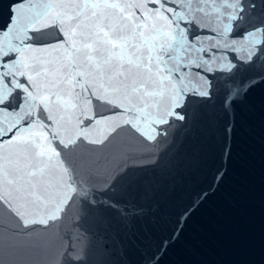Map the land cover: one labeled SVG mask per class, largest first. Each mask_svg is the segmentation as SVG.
Segmentation results:
<instances>
[{
	"label": "snow or ice",
	"instance_id": "obj_1",
	"mask_svg": "<svg viewBox=\"0 0 264 264\" xmlns=\"http://www.w3.org/2000/svg\"><path fill=\"white\" fill-rule=\"evenodd\" d=\"M52 2L16 0L0 26L19 41L0 50V227L38 264H166L264 92V0H74L79 60L61 13L39 19ZM108 48L131 59L91 64ZM209 133L219 166L185 202Z\"/></svg>",
	"mask_w": 264,
	"mask_h": 264
},
{
	"label": "water",
	"instance_id": "obj_2",
	"mask_svg": "<svg viewBox=\"0 0 264 264\" xmlns=\"http://www.w3.org/2000/svg\"><path fill=\"white\" fill-rule=\"evenodd\" d=\"M12 2L16 0H3L0 4V26L7 21L10 15L8 7ZM78 7L81 12L84 11L83 6L75 4L74 0H53L44 10V15L39 18L43 24H46L55 19L56 13H61L59 19L64 22L65 30L69 32L70 54L77 60L81 57L72 53V50L78 53L82 49L80 41L83 40L84 44L89 42L83 30L75 35L71 33V29L76 25L71 20L70 13L76 11ZM18 14L23 19L26 15L25 9L18 8ZM80 19L83 20L84 17L81 15ZM164 19L161 16L158 22ZM18 46L15 30L0 34V50H10ZM28 55L38 59L44 54L30 52ZM113 57L131 59L122 51L116 52L108 48L107 56L101 57L99 62L91 61V64L94 66L98 64L103 70L106 62ZM41 102L47 104L48 97H43ZM262 102H264V92H258L252 102L255 108L242 109L241 126L236 139L237 154L228 164V174L223 186L193 216L183 240L169 254L166 264H264ZM50 106L56 107L55 104ZM218 141V133L215 135L209 133L206 140L205 163L199 168H193L179 189V195L185 202L201 188L207 187L211 173L219 166ZM11 223L6 214L0 211V225ZM23 243L22 239L11 238V234L0 227V264H30V262L38 264L36 257L25 255L20 247H13Z\"/></svg>",
	"mask_w": 264,
	"mask_h": 264
}]
</instances>
